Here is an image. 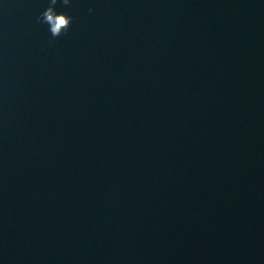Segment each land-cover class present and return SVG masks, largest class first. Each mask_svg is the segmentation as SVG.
<instances>
[{
	"label": "water",
	"instance_id": "obj_1",
	"mask_svg": "<svg viewBox=\"0 0 264 264\" xmlns=\"http://www.w3.org/2000/svg\"><path fill=\"white\" fill-rule=\"evenodd\" d=\"M48 6L0 0V264H264V0Z\"/></svg>",
	"mask_w": 264,
	"mask_h": 264
},
{
	"label": "clouds",
	"instance_id": "obj_2",
	"mask_svg": "<svg viewBox=\"0 0 264 264\" xmlns=\"http://www.w3.org/2000/svg\"><path fill=\"white\" fill-rule=\"evenodd\" d=\"M59 0H49V6L41 15L37 18L39 23L48 25V31L52 38L60 37L65 33L72 24L73 17L68 15L66 12H58L56 5ZM64 6H70L72 0H62ZM89 13H92L94 9L89 7Z\"/></svg>",
	"mask_w": 264,
	"mask_h": 264
}]
</instances>
